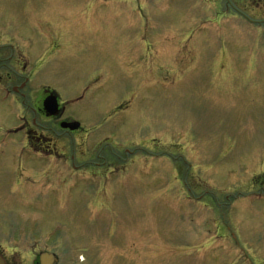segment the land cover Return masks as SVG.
Here are the masks:
<instances>
[{"label": "rangeland", "instance_id": "1", "mask_svg": "<svg viewBox=\"0 0 264 264\" xmlns=\"http://www.w3.org/2000/svg\"><path fill=\"white\" fill-rule=\"evenodd\" d=\"M45 2L29 10L26 0H0V29L20 21L23 34L39 35L37 85H48L63 105L83 97L80 105L68 106L80 119L104 104L98 95L114 99L108 109L122 108L112 120L92 121L96 130L88 147L95 149L118 130L113 141L119 150L134 142L138 153L130 155L135 168L124 171L114 191V177L107 175V192L95 204L97 188L106 183L92 181L94 167L84 166L76 170L71 192L55 182L53 192L31 206L33 213L13 207L14 230L32 229L37 242L65 245L18 248L3 252L5 258L11 254L23 264L26 256L49 252L57 264H264V29L258 46L239 36L217 39L212 19L204 16L198 24L191 0L161 2L149 17L142 11L127 17L116 9L108 13L112 6L101 5L83 14L88 0H79V10L65 21L50 18L49 7L57 15L61 7L69 13L72 1ZM48 19L55 25L53 37L47 35ZM63 28L69 30L61 33ZM10 37L0 41L11 43ZM53 40L61 44L54 57L46 47ZM118 73L124 74L122 87ZM17 85L18 80L0 88V185L11 188L9 195L0 189V201L17 200L36 179L22 169L37 157L19 155L23 133L9 132L35 117L32 108L41 96L37 85L18 94L12 91ZM79 152L69 147L62 157L42 161L52 169L71 158L77 162Z\"/></svg>", "mask_w": 264, "mask_h": 264}, {"label": "flooded vegetation", "instance_id": "2", "mask_svg": "<svg viewBox=\"0 0 264 264\" xmlns=\"http://www.w3.org/2000/svg\"><path fill=\"white\" fill-rule=\"evenodd\" d=\"M26 1L28 2L26 4H29V10H31L35 6L40 9V3H43L44 6L48 4V2L45 1H61L60 3H63V5L71 4L72 1L71 12L69 13L66 12V10H68L69 8L61 7L63 12L61 14L58 13L57 15L56 12H54V8L48 6L49 11L47 15H49L50 18L55 17L56 21H65L66 16H68L69 14H76V10H79L76 8L77 4L75 3L79 0ZM170 1L171 0H88L87 7H85L86 4L82 5V11L87 8L83 13L86 14L90 12L89 9L92 6L101 5L104 6V8L107 6L113 7L105 8L108 13L111 10L116 9L119 10L121 16L125 15L127 17V15L132 16V13L133 15L140 14L142 11V16L149 17L151 15L152 7H154V11L158 12V10L160 11V8L156 9V7L160 5L159 3H170ZM183 1L185 2L187 0ZM193 2H196L195 5H197V15H199V18L197 19L198 24H200V22L205 19L204 16L207 17V22H210V20L212 19L211 21L218 29L217 34L220 35L217 36L216 34L217 39L223 36H231V39L233 40L235 36H239V38H242L245 41H253V44L255 46L263 44L264 0H191L190 3ZM193 7L194 5H189V8L192 10ZM61 16L63 17L60 18ZM185 17L187 22L188 18L186 14ZM126 19L127 18L123 19V22L127 23ZM45 22H48L51 26H46L48 27L47 35L50 33L51 37H53V34H55V25L53 24V21L51 19H48ZM17 23L20 24V21H18ZM38 23H44V20L38 21ZM19 24L13 26L10 24H4L0 29V39H6L10 35H12V37L10 38L14 39V41L11 43L0 41V88H3L4 85L8 82L18 80V85L16 87H12V91L17 94L21 91L27 90V88H30L31 86L37 85L36 76L39 73L35 70L36 67L34 63L37 58H34L39 53H41L39 52L38 48H40L41 43H43L39 35H35V32L33 30L32 36L23 34L26 27L25 25L20 26ZM69 28H63L60 32L64 33L65 30H69ZM102 32L104 33L103 28ZM5 33L10 34L6 36ZM103 36L105 37L106 33L103 34ZM53 41L47 43L46 47H48L49 54L55 53L53 55L54 57L58 54V51L61 48V44L59 43V40ZM33 51H35L36 53L33 54ZM153 60H158V57L154 56ZM102 75L104 76L102 72H97V76ZM129 75H131L130 78H133V75H135V73L132 72V74ZM123 76L124 74L118 73L117 84L119 87L123 86L122 83L118 82L119 79L123 78ZM78 77L79 76H77V78ZM79 81L82 82L80 79ZM88 83L89 82H85L84 86H86ZM35 89L39 91V94L41 96V98L38 99L37 105L32 108V112L35 117H33L30 122L25 120L19 128L20 130L11 133H23L24 145L19 149V155H29L37 157V159L34 158V160L31 162H27L25 164L26 168L22 169L23 174H33L36 176V179L29 187L22 188V192L18 197H16L17 200L12 202L10 199L4 198L2 201H0V255L4 260V264H19V261L16 262L12 258L11 254L10 257L5 258V254L3 252L10 253L11 251H14L18 248L23 250L25 249V251L27 252H32L36 250L34 246L65 245L64 243L50 245V243L37 242L35 241L37 232L32 229L21 228L19 230H14L11 223V218L9 216L10 211L14 210L12 209L13 207L19 208L16 209V211L20 213H33V211L30 209L31 206L36 205L41 198L50 195V193H52L54 190V186H52V184H54L55 182L67 184L66 188L68 189L65 188V190L71 192L73 184L76 182V170L79 167L84 166L94 167V169H92L93 176L90 177L92 181L103 180L106 183L104 188H97L100 191L97 195L94 196L95 199L93 200V203L95 204L97 202V196H99L100 193L107 192V175L110 174L111 177H114L113 179H110V185L113 188L112 191H114L115 186L117 188L120 183L119 181H122L124 171H130L131 169L135 168V166L133 165V161L130 159V155L132 156L135 155V153H138L136 152L138 150H135L133 148L132 144H134V142H130V138L128 141L131 143V145H128L121 151L119 150V143L116 142L117 140L113 141V139L117 137L116 134L118 133V130L111 131L109 137L105 141H103L100 146H94L95 149L87 146L89 137H91V133L94 134V131L96 130L91 127L92 121H95L96 119L105 121L112 120V114H117L122 110L120 106H116V108L114 109H108L110 100L114 99H105V97H102L103 94L98 95L101 96L102 99H104V104H101L99 106L98 104H95L94 110L92 109V113L85 117H82L88 119V121L82 122V118L80 119L78 116H76L72 109L69 110L70 107L68 106H72L71 108H73L74 103V105H80L84 101L83 97H74L73 99H68L66 101L67 103L63 105V102L59 100V96L45 83L42 82V84L37 85V88ZM49 95H55L59 104L58 112L54 116H48L42 106L43 101L47 97H49ZM20 102L23 103V100H20ZM89 102H95L94 98L89 99ZM74 122L79 123L78 129L74 131L62 129L60 126L61 123ZM111 127L116 129L115 125ZM101 132V135L103 136L105 132L104 128L101 130ZM132 132L133 131H131L130 133ZM132 136L134 138L135 133H132ZM67 138H72L73 141L69 142ZM79 140L80 143H78ZM69 147L80 149L77 162H72L73 158H71L69 161L56 163L55 167L52 169L44 166V162L42 161L43 158H52L53 156L62 157L64 151ZM108 152L110 153L108 154ZM124 153L126 154V156H123ZM108 169H110L111 171L106 172ZM95 172L96 174L94 175ZM0 189L3 190L4 195H9V189L11 188L10 186L2 184L0 185ZM43 191L45 192V194L43 193ZM103 195L104 194L100 195V200L102 199ZM114 195L116 196V191ZM103 201H107L106 195L103 196ZM98 205L101 206L102 203L100 202ZM29 258V256H26L25 259L21 260L20 262H22L23 264H27V262L29 261L31 262L30 264H40L38 259L39 255H37L36 257L34 256L33 259ZM58 261L59 260L54 262V264H57Z\"/></svg>", "mask_w": 264, "mask_h": 264}, {"label": "water", "instance_id": "3", "mask_svg": "<svg viewBox=\"0 0 264 264\" xmlns=\"http://www.w3.org/2000/svg\"><path fill=\"white\" fill-rule=\"evenodd\" d=\"M43 109L46 112L48 116H54L58 112V103H57V98L53 96L47 97L43 101ZM79 127L78 123H62L61 128L62 129H68L70 131L77 130ZM40 264H52L54 261V257L51 254H41L39 257ZM0 264H4L1 256H0Z\"/></svg>", "mask_w": 264, "mask_h": 264}]
</instances>
